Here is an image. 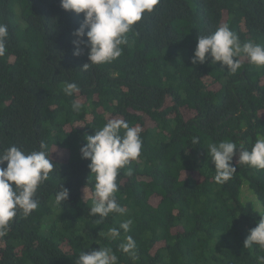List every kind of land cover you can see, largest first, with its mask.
Masks as SVG:
<instances>
[{"label": "trees", "instance_id": "obj_1", "mask_svg": "<svg viewBox=\"0 0 264 264\" xmlns=\"http://www.w3.org/2000/svg\"><path fill=\"white\" fill-rule=\"evenodd\" d=\"M82 22L83 13L63 10L60 0H0L9 31L0 57V152L39 151L44 142L54 163L35 193L38 208L18 212L0 237V264H76L99 247L112 248L118 264H259L264 250L243 242L264 214V170L234 156L235 173L218 185L207 146L227 140L251 150L264 136V67L240 57L231 73L191 58L198 36L225 23L241 44L264 45V0H159L127 34L120 57L87 70V49L73 55ZM66 82L80 91L66 96ZM110 119L139 126L143 146L117 177L124 213L101 220L89 215L95 181L80 148ZM244 186L256 202L242 199ZM61 187L69 195L60 205ZM127 219L130 231L113 240L109 229ZM127 236L135 258L119 248Z\"/></svg>", "mask_w": 264, "mask_h": 264}, {"label": "clouds", "instance_id": "obj_2", "mask_svg": "<svg viewBox=\"0 0 264 264\" xmlns=\"http://www.w3.org/2000/svg\"><path fill=\"white\" fill-rule=\"evenodd\" d=\"M158 3L159 0H60L63 10L83 13V22L73 32V55L79 56L83 49H87L88 63L82 68L87 70L120 57L121 46L128 43L127 34ZM8 37V26L0 23V57L7 51ZM240 57L247 58L250 64L257 67H264V45L252 40L241 44L236 33L225 23L211 34L198 36L191 62H220L221 68L226 66L228 71L236 73L241 67ZM62 90L66 96L80 91L74 82H66ZM71 107L73 111L79 112L83 105L74 102ZM141 131L139 126H130L123 119H110L94 135L85 136L86 143L80 148V154L82 159L90 160L88 168L95 181L89 215H98L103 220L111 213H124L125 209L117 203L115 195L119 189L117 177L122 168L140 157L143 146ZM192 143L196 144L198 140L193 138ZM39 148V151L25 152L11 146L0 152V165L6 162V167H0V237L7 235L18 212L28 217L39 206L35 193L54 170L47 145L41 142ZM207 150L214 164L213 179L218 185L228 182L235 173L236 167L231 163L234 156L238 157L237 162L242 165L264 170V136H257L251 150L243 144L237 145L227 140L209 143ZM126 174L131 176L132 170L129 168ZM68 195V190L61 187L55 195L56 203L61 205ZM132 224L133 221L127 219L120 224L119 229H109L112 239L120 237L121 229L125 233L129 232ZM125 240L119 245L120 250L135 258V241L131 236ZM253 245L264 250V214L256 226L249 230L243 242L244 248ZM258 262L264 264V256L258 257ZM76 264H118V257L112 248L99 247L98 250L81 252Z\"/></svg>", "mask_w": 264, "mask_h": 264}, {"label": "rangeland", "instance_id": "obj_3", "mask_svg": "<svg viewBox=\"0 0 264 264\" xmlns=\"http://www.w3.org/2000/svg\"><path fill=\"white\" fill-rule=\"evenodd\" d=\"M242 199L244 200V201H250V200H252V201H254V202H256V199H255V197L249 192V190L247 189V187H243V193H242ZM256 204V203H255ZM256 205H258V203L256 204ZM259 206V205H258ZM261 206V205H260ZM262 208V207H261ZM261 213V212H260Z\"/></svg>", "mask_w": 264, "mask_h": 264}]
</instances>
